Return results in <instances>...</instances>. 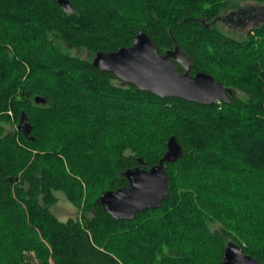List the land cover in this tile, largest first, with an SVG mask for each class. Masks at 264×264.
Segmentation results:
<instances>
[{"label":"trees","instance_id":"1","mask_svg":"<svg viewBox=\"0 0 264 264\" xmlns=\"http://www.w3.org/2000/svg\"><path fill=\"white\" fill-rule=\"evenodd\" d=\"M70 1L0 0V264H219L230 242L264 262V0ZM140 30L243 94L160 97L94 65ZM22 115L34 139L7 129ZM171 136L163 205L113 218L101 194L158 164ZM59 191L80 216L55 214Z\"/></svg>","mask_w":264,"mask_h":264},{"label":"water","instance_id":"2","mask_svg":"<svg viewBox=\"0 0 264 264\" xmlns=\"http://www.w3.org/2000/svg\"><path fill=\"white\" fill-rule=\"evenodd\" d=\"M66 12L74 10L70 0H58ZM93 63L104 71H110L124 84H133L141 90H147L160 97H177L201 104L231 103L233 91L212 74L201 71L190 72L192 59L187 52L175 44L173 49L160 53L155 40L144 30L134 37L133 44L121 46L115 51H98ZM180 64L184 71H180ZM38 104L47 99L36 96ZM24 115L21 116V122ZM22 124V123H21ZM28 138L32 125L26 122L20 126ZM182 154V146L176 136L168 141V151L160 162L147 169L135 166L126 169L123 174L129 186L117 190H108L101 194L100 203L107 213L117 220L134 219L138 213L159 208L169 195L168 173L165 162L176 161ZM219 264H264L255 257L246 254L236 243L230 242Z\"/></svg>","mask_w":264,"mask_h":264},{"label":"rangeland","instance_id":"3","mask_svg":"<svg viewBox=\"0 0 264 264\" xmlns=\"http://www.w3.org/2000/svg\"><path fill=\"white\" fill-rule=\"evenodd\" d=\"M217 27L221 28L223 31L225 32H230L232 34V32L230 31V28L227 26V24H225L222 21L217 22L216 24ZM250 27V25L244 27V31ZM239 36L240 33H237ZM72 54H81L83 56H87L88 53L86 51L83 50H78L72 47L68 48ZM233 91V94H240L242 95L243 93L241 92H237L234 88H231ZM10 115L13 117V111L10 110L9 111ZM14 118V117H13ZM21 120V119H20ZM22 124L25 125L26 122H21ZM20 122L14 124L13 126H8L7 129L10 130H19L22 133H24V131L21 130L20 126L22 125ZM25 134V133H24ZM58 195V201L57 203L52 207L53 211L55 212V214L62 220H67L70 217H78L81 214V210L80 208H78L76 205H74L67 197L64 193H62L61 191H59L57 193ZM215 226V224L213 225V227Z\"/></svg>","mask_w":264,"mask_h":264},{"label":"flooded vegetation","instance_id":"4","mask_svg":"<svg viewBox=\"0 0 264 264\" xmlns=\"http://www.w3.org/2000/svg\"><path fill=\"white\" fill-rule=\"evenodd\" d=\"M263 10L264 9L260 8V11H263ZM259 12L255 15L256 16V19L254 21H259V20H261V17H263V15L262 14H259Z\"/></svg>","mask_w":264,"mask_h":264}]
</instances>
